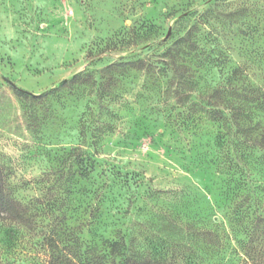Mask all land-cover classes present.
<instances>
[{
    "label": "rangeland",
    "instance_id": "374dc122",
    "mask_svg": "<svg viewBox=\"0 0 264 264\" xmlns=\"http://www.w3.org/2000/svg\"><path fill=\"white\" fill-rule=\"evenodd\" d=\"M239 66L264 86V0H0V178L34 215L0 219V264H242L264 150L206 104Z\"/></svg>",
    "mask_w": 264,
    "mask_h": 264
},
{
    "label": "trees",
    "instance_id": "16d2710c",
    "mask_svg": "<svg viewBox=\"0 0 264 264\" xmlns=\"http://www.w3.org/2000/svg\"><path fill=\"white\" fill-rule=\"evenodd\" d=\"M175 45L184 46L191 51L198 46L194 30H189L185 35L179 37ZM130 66L138 67L135 63H127ZM114 66H111L112 68ZM244 72V68L239 66L235 68L227 82L214 87L206 96L208 106L207 115L212 121L219 123L221 127L227 129V133L218 135L220 145L225 144V137L235 146L237 152L245 158L246 149L264 150V86L248 85L242 88L239 85L238 76ZM194 77L187 79V84H194ZM74 83H81L80 76L73 78ZM13 88L17 93L31 95L33 99L45 98L52 94L55 89L41 95H33L16 86ZM249 88V90H247ZM247 90V91H245ZM3 181L0 178V219L9 221H19L28 224L32 221V213L29 207L21 204L13 198L4 188ZM244 212V211H243ZM239 212L240 217L245 218L248 213ZM253 229L248 232L250 238L242 241V249L245 250L247 259L242 264H264V218L261 215L253 217ZM210 235L211 232L207 231ZM255 242V244H254ZM111 259L107 263V255H99L97 264H154L151 261H137L132 255H129V249L123 241H111ZM258 250V254L252 258L253 252Z\"/></svg>",
    "mask_w": 264,
    "mask_h": 264
},
{
    "label": "water",
    "instance_id": "95a60500",
    "mask_svg": "<svg viewBox=\"0 0 264 264\" xmlns=\"http://www.w3.org/2000/svg\"><path fill=\"white\" fill-rule=\"evenodd\" d=\"M13 85H15L14 83H12ZM25 91V90H24Z\"/></svg>",
    "mask_w": 264,
    "mask_h": 264
}]
</instances>
